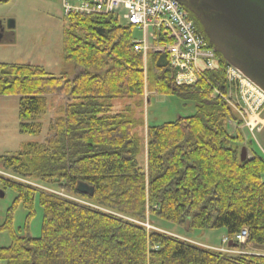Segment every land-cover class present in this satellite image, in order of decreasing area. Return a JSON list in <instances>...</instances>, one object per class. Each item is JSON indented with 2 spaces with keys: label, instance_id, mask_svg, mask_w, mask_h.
<instances>
[{
  "label": "trees",
  "instance_id": "obj_1",
  "mask_svg": "<svg viewBox=\"0 0 264 264\" xmlns=\"http://www.w3.org/2000/svg\"><path fill=\"white\" fill-rule=\"evenodd\" d=\"M65 20L62 56L74 65L72 78L0 62V96L18 97L20 132L39 134L48 97L66 96L47 124L48 135L0 155V168L139 221L152 217L186 230L188 220L187 230L222 229L231 248L242 252L200 248L0 177V191L15 193L0 225L10 236L9 245L0 246V264H264V252L248 251L249 245L264 248V156L244 142L241 130H228L227 121L236 116L224 98L229 84L223 57L216 53L213 69L194 85H177L168 57L148 56L154 92L192 102L195 112L146 127L144 144L134 131L142 117L121 102L143 97L148 81L142 56L133 49L135 29L113 14L72 13ZM243 144L251 156L242 162ZM78 182L93 194H79ZM35 195L42 208L40 235L16 234L11 209L20 203L30 220ZM243 228L247 238L238 244L234 238Z\"/></svg>",
  "mask_w": 264,
  "mask_h": 264
},
{
  "label": "rangeland",
  "instance_id": "obj_2",
  "mask_svg": "<svg viewBox=\"0 0 264 264\" xmlns=\"http://www.w3.org/2000/svg\"><path fill=\"white\" fill-rule=\"evenodd\" d=\"M10 20L14 23L13 27H9ZM65 22L61 0H8L1 2L0 62L31 64L41 67L46 73L53 76L66 74L68 78H72L76 74L74 65L71 62L65 61L62 56L61 31L63 24H66ZM118 22L121 25H127L124 19L120 18ZM135 37H139V35L135 34ZM153 53L165 54L167 56L164 50H152L148 53V56ZM146 71L148 81L143 97H134L121 101L123 102V106L129 108V112L134 117H142L143 124L137 125L134 131L143 137L144 144L146 127L174 121L178 117L189 116L195 112L194 103L192 102L184 101L176 96L156 94L153 88V76L150 67ZM195 83L190 85H194ZM226 83L234 85L231 82L226 81ZM241 88L243 89V93H245L243 100L248 102L245 103L243 100L238 99L232 100L233 102L227 101V103L231 102L228 103L229 107L236 116V120L231 118L227 121L228 130L230 133H234L238 129L241 130L244 142L246 144L251 143V147L264 156V96L262 97L263 101H261V97L259 95L257 97L253 89L246 86V84H243ZM229 90H231L230 87ZM233 97H235V94H233ZM48 100L47 113L41 120L43 123L41 131L39 134H31L19 131L18 97L14 95L0 96V155L14 154L20 150L24 143L41 141L48 135L47 124L60 112V109L65 104L66 96L62 93H57L49 96ZM116 103L117 108L120 110V107L123 106L120 102L116 101ZM250 108L252 113H249L250 117L247 119V115L242 110H249ZM238 110H240L241 116ZM140 159L142 161V155ZM0 177L33 187L39 190V192L54 194L92 209L111 213L124 220L144 223L143 225L147 229L150 226L152 230L158 229L156 231L172 235L200 248H210L217 252L226 250L224 249V230L222 229L184 230L180 226L172 225L166 221L152 217L146 218L143 222L101 208L83 198L64 193L47 184L18 176L1 168ZM14 198L15 193L11 189L3 191V196L0 197V225L5 220L8 210L12 207ZM10 213L11 228L16 234L30 237H38L40 235L42 208L38 204L37 195H35L34 199V215L30 220H26V211L20 203H17ZM9 243L10 236L8 231L0 232V246H7ZM248 247L249 253L253 252L261 255L264 252L263 247L253 245H249ZM230 250H233V248ZM230 252L235 253L236 251ZM239 252L238 250L237 253Z\"/></svg>",
  "mask_w": 264,
  "mask_h": 264
},
{
  "label": "built area",
  "instance_id": "obj_3",
  "mask_svg": "<svg viewBox=\"0 0 264 264\" xmlns=\"http://www.w3.org/2000/svg\"><path fill=\"white\" fill-rule=\"evenodd\" d=\"M62 9L65 15L113 14L135 26L139 37L132 41L134 51L146 56L152 50H164L178 85L195 83L204 76L205 70L213 68L216 61L206 38L175 0H62ZM225 76L227 82L234 84L229 85L231 90L229 95L224 96L226 101L243 100V84L252 88L263 101V95L248 81L241 79L233 68L227 67ZM242 111L247 117L252 113L251 108ZM262 181L264 183V177ZM246 236V229H242L236 239L243 241Z\"/></svg>",
  "mask_w": 264,
  "mask_h": 264
},
{
  "label": "water",
  "instance_id": "obj_4",
  "mask_svg": "<svg viewBox=\"0 0 264 264\" xmlns=\"http://www.w3.org/2000/svg\"><path fill=\"white\" fill-rule=\"evenodd\" d=\"M175 1L197 20L215 52L264 93V0ZM13 26L10 20L9 27ZM250 156L248 148L242 146L240 161ZM76 191L82 195L93 194V188L83 182L77 183Z\"/></svg>",
  "mask_w": 264,
  "mask_h": 264
}]
</instances>
